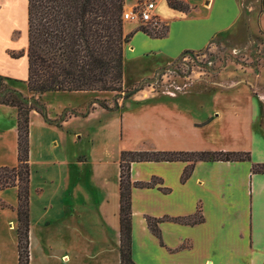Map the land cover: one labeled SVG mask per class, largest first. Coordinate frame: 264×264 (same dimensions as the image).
I'll return each mask as SVG.
<instances>
[{"label":"crops","instance_id":"crops-1","mask_svg":"<svg viewBox=\"0 0 264 264\" xmlns=\"http://www.w3.org/2000/svg\"><path fill=\"white\" fill-rule=\"evenodd\" d=\"M142 2V0H135ZM155 0L163 36L124 25L123 89L230 33L243 0ZM28 0H0V75L43 108L28 114V264H120L122 151L243 150L248 160L130 163L131 255L136 264H264V108L249 94L154 99L145 88L24 93ZM135 3L124 9H130ZM11 52H22L13 57ZM28 88V87H27ZM117 95V105L102 106ZM210 101L212 106L206 105ZM17 109L0 103V167L17 164ZM155 183L139 186L137 183ZM3 203L4 205H2ZM17 191L0 190V264H18ZM201 218L181 223L176 217ZM146 217L159 219V236Z\"/></svg>","mask_w":264,"mask_h":264},{"label":"trees","instance_id":"trees-1","mask_svg":"<svg viewBox=\"0 0 264 264\" xmlns=\"http://www.w3.org/2000/svg\"><path fill=\"white\" fill-rule=\"evenodd\" d=\"M172 8L187 11L188 5L179 0H166ZM124 0H28V90L45 91L99 90L121 93L123 46L131 33L123 32ZM136 30L153 36H163L165 31H154L144 24ZM187 52V51H184ZM18 57L22 52H11ZM3 79L0 75V84ZM142 84L126 90L127 98ZM14 90V89H13ZM0 103L17 109V164L0 167V190L15 187L17 191V249L18 264L29 263L28 239V114L33 108L27 98L12 90H0ZM99 104L106 106L105 102ZM42 112V111H41ZM249 152L243 150L201 151H122L120 154V264H136L131 255L130 163L140 160H183L191 164L183 170L181 180L191 172L196 160H248ZM253 171L264 172V162L252 165ZM155 183H137L150 186ZM4 205L3 203H1ZM181 223H194L201 218L176 217ZM151 231L159 236V219L146 217Z\"/></svg>","mask_w":264,"mask_h":264},{"label":"rangeland","instance_id":"rangeland-1","mask_svg":"<svg viewBox=\"0 0 264 264\" xmlns=\"http://www.w3.org/2000/svg\"><path fill=\"white\" fill-rule=\"evenodd\" d=\"M179 1L187 5L184 0ZM136 2L140 5L135 0H124V5L128 8ZM242 4L243 14L230 33L218 35L201 50L182 52L174 61L139 83L142 88L152 93L154 99L173 102H178L185 94L207 98L217 93L252 94L264 108V0H243ZM130 21L144 24L156 32L168 28L167 23L157 16L147 22L123 19V28ZM129 32L125 28L124 34ZM22 87L26 93V84L22 83ZM0 90H12L26 98L13 90L7 79L1 81ZM116 97L113 96L105 105L116 106ZM29 102L42 111L36 100ZM206 105L213 104L206 101Z\"/></svg>","mask_w":264,"mask_h":264},{"label":"built area","instance_id":"built-area-1","mask_svg":"<svg viewBox=\"0 0 264 264\" xmlns=\"http://www.w3.org/2000/svg\"><path fill=\"white\" fill-rule=\"evenodd\" d=\"M154 6L155 0H144L140 5L136 2L129 10L124 9L122 18L125 20L133 19L140 22H147L148 20H152L153 16H155V14H152Z\"/></svg>","mask_w":264,"mask_h":264}]
</instances>
